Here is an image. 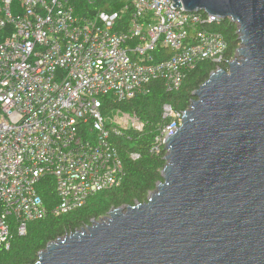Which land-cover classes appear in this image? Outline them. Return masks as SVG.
<instances>
[{"label": "built area", "instance_id": "2783aa9c", "mask_svg": "<svg viewBox=\"0 0 264 264\" xmlns=\"http://www.w3.org/2000/svg\"><path fill=\"white\" fill-rule=\"evenodd\" d=\"M76 1L0 0V250L15 234L26 235L29 223L122 185L124 165L111 136L145 125L120 109L106 117V96H145L156 81L178 90L200 61L221 63L228 49L211 28L219 16L187 12L174 0H133L128 24L129 6L85 18ZM159 46L170 56L157 59ZM183 116L163 105L152 153L166 152ZM46 178L58 197L52 208L40 193Z\"/></svg>", "mask_w": 264, "mask_h": 264}, {"label": "water", "instance_id": "95a60500", "mask_svg": "<svg viewBox=\"0 0 264 264\" xmlns=\"http://www.w3.org/2000/svg\"><path fill=\"white\" fill-rule=\"evenodd\" d=\"M237 25L240 45L193 93L144 202L51 241L35 264H264V0H174Z\"/></svg>", "mask_w": 264, "mask_h": 264}, {"label": "trees", "instance_id": "16d2710c", "mask_svg": "<svg viewBox=\"0 0 264 264\" xmlns=\"http://www.w3.org/2000/svg\"><path fill=\"white\" fill-rule=\"evenodd\" d=\"M132 1L77 0L76 9L80 16L94 18L101 11H122L129 6V10L123 13L124 22L128 24L132 16L130 6ZM211 28L220 31L228 43L225 58L221 63L211 60L200 61L187 74L181 87L172 92L167 91L162 82L156 81L151 85L150 93L145 96L138 95L122 102H115L111 96L104 98L102 111L106 117L114 110L120 109L127 114H135L145 125L143 131L132 128L124 131L122 136L115 134L111 136L124 165L125 176L122 185L97 192L89 198L85 206L70 213L49 214L44 219L29 223L26 235L15 234L10 248L0 250V264H35L39 252L51 241L88 225L92 219L102 217L112 208L147 200L162 179L161 172L166 164L164 150L160 154L151 152L158 127L163 121V105L169 103L178 111L188 109L194 98L193 93L217 68H228L229 61L235 57L240 45L237 25L230 20H223ZM161 55L168 57L170 51L159 46L156 52L157 59ZM133 152L140 155L138 159L131 158ZM39 187L46 206L52 208L58 202V197L51 178H46Z\"/></svg>", "mask_w": 264, "mask_h": 264}, {"label": "rangeland", "instance_id": "374dc122", "mask_svg": "<svg viewBox=\"0 0 264 264\" xmlns=\"http://www.w3.org/2000/svg\"><path fill=\"white\" fill-rule=\"evenodd\" d=\"M106 215V214H105ZM105 215H103V216H105ZM99 219V218H98Z\"/></svg>", "mask_w": 264, "mask_h": 264}]
</instances>
